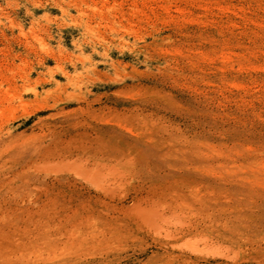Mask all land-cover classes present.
I'll return each instance as SVG.
<instances>
[{
	"label": "rangeland",
	"instance_id": "374dc122",
	"mask_svg": "<svg viewBox=\"0 0 264 264\" xmlns=\"http://www.w3.org/2000/svg\"><path fill=\"white\" fill-rule=\"evenodd\" d=\"M0 264H264V0H0Z\"/></svg>",
	"mask_w": 264,
	"mask_h": 264
},
{
	"label": "bare ground",
	"instance_id": "6f19581e",
	"mask_svg": "<svg viewBox=\"0 0 264 264\" xmlns=\"http://www.w3.org/2000/svg\"><path fill=\"white\" fill-rule=\"evenodd\" d=\"M30 90V89H29ZM32 91V90H31ZM33 92V91H32Z\"/></svg>",
	"mask_w": 264,
	"mask_h": 264
}]
</instances>
